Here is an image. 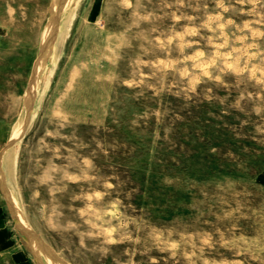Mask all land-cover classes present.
<instances>
[{"label":"rangeland","instance_id":"374dc122","mask_svg":"<svg viewBox=\"0 0 264 264\" xmlns=\"http://www.w3.org/2000/svg\"><path fill=\"white\" fill-rule=\"evenodd\" d=\"M76 3L0 0V264H264V0Z\"/></svg>","mask_w":264,"mask_h":264},{"label":"bare ground","instance_id":"6f19581e","mask_svg":"<svg viewBox=\"0 0 264 264\" xmlns=\"http://www.w3.org/2000/svg\"><path fill=\"white\" fill-rule=\"evenodd\" d=\"M70 1L71 0H56V4L54 6V20L58 19L59 16L62 15V13H64V9H66L68 7V5L70 4ZM79 2V0H77V3ZM77 3H76V6H77ZM58 21V20H57ZM73 22V20H72ZM72 25V23H71ZM49 41V40H48ZM47 41V42H48ZM46 42V43H47ZM50 46H48L49 48ZM46 48V47H45ZM51 48V47H50ZM43 52V51H42ZM45 52V51H44ZM45 55V54H44ZM43 57V56H42ZM41 57V58H42ZM46 57V56H45ZM41 65V64H40ZM41 71V70H40ZM40 74V72H38ZM53 79V74H51V76L48 78V79H42L41 78V81H39L40 83L38 84V87L39 88H42L44 85H46L48 82H50L51 80ZM33 90V89H32ZM31 91V90H30ZM32 93V91H31ZM30 95V94H29ZM32 96V95H31ZM27 99H31L30 97L27 98ZM15 204V203H14ZM29 248L31 249V251H33V253L35 254V256L40 260V250H42L40 248L39 250V246H38V243L36 242H33L31 241V243L29 244ZM52 256V255H51ZM54 258V257H53ZM50 261V264H62L60 262H58L57 260H55V258Z\"/></svg>","mask_w":264,"mask_h":264},{"label":"water","instance_id":"95a60500","mask_svg":"<svg viewBox=\"0 0 264 264\" xmlns=\"http://www.w3.org/2000/svg\"><path fill=\"white\" fill-rule=\"evenodd\" d=\"M14 143H15V142L10 143L9 146H12Z\"/></svg>","mask_w":264,"mask_h":264}]
</instances>
